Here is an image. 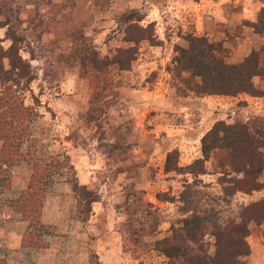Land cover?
Instances as JSON below:
<instances>
[{
  "label": "rangeland",
  "instance_id": "rangeland-1",
  "mask_svg": "<svg viewBox=\"0 0 264 264\" xmlns=\"http://www.w3.org/2000/svg\"><path fill=\"white\" fill-rule=\"evenodd\" d=\"M262 6L264 0H0L33 76L20 91L36 111L22 150L62 162L43 199L41 221L52 232L42 236L46 246L22 244L28 221L4 202L0 258L6 264H88L95 252L101 264H166L157 241L187 214L181 196L187 184L197 205L222 224L238 222L242 206L264 197V188L224 194L222 176L233 174L226 149L211 150L206 172L197 176L164 170L172 150L180 166L202 157L201 137L215 122L264 117V95L180 93L168 70L175 47H187L189 35L206 38L216 56L231 63L228 39L242 36L244 57L256 51L264 66V33L248 22ZM246 9L255 11L253 20ZM131 25L147 28L152 40L131 41ZM6 30L0 27L3 48L12 42ZM130 47L132 59L123 68L116 56ZM0 62L9 68L6 57ZM252 80L264 90V79ZM259 150L264 156V147ZM31 173L30 161L12 166L1 199L16 198ZM259 179L264 182V169ZM75 181L96 195L90 211L80 204ZM205 239L213 254V238ZM246 239L243 264H264V220H249Z\"/></svg>",
  "mask_w": 264,
  "mask_h": 264
},
{
  "label": "trees",
  "instance_id": "trees-1",
  "mask_svg": "<svg viewBox=\"0 0 264 264\" xmlns=\"http://www.w3.org/2000/svg\"><path fill=\"white\" fill-rule=\"evenodd\" d=\"M0 14L4 16L0 20V27L7 26L6 34L12 41L7 48L0 44V60L6 57L9 64V68H4L0 62V192L10 185L12 166L22 160L32 164V173L25 189L13 199L3 201L0 197V210L7 202L28 221L22 237L24 246L43 247L46 246L43 234L52 233L50 227L41 221L43 199L62 162L56 158L42 161L28 150H22L23 141L30 137L29 125L36 111L34 107L24 104L20 91L33 76L29 63L19 54L16 44L20 38L9 24V17L1 8ZM248 22L254 32L264 33V6L257 13L256 20ZM130 27L133 33L129 39L134 43L142 39L152 40L147 28L139 25ZM188 40L187 47H175V55L168 67L176 80L178 92L190 91L197 95H264V90L257 88L252 80L254 76L264 79V66L258 63L256 51H251L239 62L231 63L216 56L206 38L189 35ZM132 50V47L122 49V55L116 56V62L121 67L125 68L130 63ZM96 61L97 58L91 57L93 66L99 71L102 66ZM184 70H190L189 76H183ZM259 147H264V117L255 116L247 121L232 123L217 121L201 137L202 157L180 166L177 164V151L172 150L166 155L164 170L188 172L197 176L206 172L205 160L211 150L226 149L229 151L233 174L222 176L227 182L223 186L224 194L228 196L236 191L250 193L264 188V182L259 179L264 169V156ZM68 168L73 169L71 165ZM73 186L80 204L90 211L92 202L97 200L96 195L86 189L84 184L75 181ZM189 187L187 184V194L181 195L185 203L182 210L187 214L171 225L169 235L157 241L158 249L167 259L166 264H243L241 257L250 252L246 239L247 225L249 220L256 223L264 220V197L242 206L238 222L222 224L212 210L197 205ZM207 236L214 240L213 254L208 251ZM0 264H6L5 260L0 258ZM88 264H101L95 252H92Z\"/></svg>",
  "mask_w": 264,
  "mask_h": 264
},
{
  "label": "crops",
  "instance_id": "crops-1",
  "mask_svg": "<svg viewBox=\"0 0 264 264\" xmlns=\"http://www.w3.org/2000/svg\"><path fill=\"white\" fill-rule=\"evenodd\" d=\"M244 12L245 16L248 18H251V20L254 19L255 17V11L249 12L247 11ZM246 39L242 38V36L239 35H232L230 39H228V42L232 45L234 49V55H235V62H239L242 60V58L246 55Z\"/></svg>",
  "mask_w": 264,
  "mask_h": 264
}]
</instances>
